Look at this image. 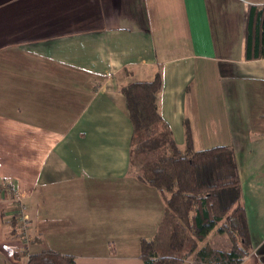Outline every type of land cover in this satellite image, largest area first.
<instances>
[{"label": "crops", "instance_id": "crops-1", "mask_svg": "<svg viewBox=\"0 0 264 264\" xmlns=\"http://www.w3.org/2000/svg\"><path fill=\"white\" fill-rule=\"evenodd\" d=\"M263 5L0 0V264H28L45 249L77 264H144L141 241L160 231L165 204L128 175L122 88L158 71L178 146L188 124L196 149L234 148L254 248L241 264H264V58L246 59L249 8ZM8 185L29 243L11 223ZM214 232L210 245L229 250Z\"/></svg>", "mask_w": 264, "mask_h": 264}, {"label": "trees", "instance_id": "trees-1", "mask_svg": "<svg viewBox=\"0 0 264 264\" xmlns=\"http://www.w3.org/2000/svg\"><path fill=\"white\" fill-rule=\"evenodd\" d=\"M264 58V5L251 6L246 37V59ZM160 71L154 80L122 88L133 136L130 168L137 179L154 187L164 204V220L152 239H142L144 264H241L253 253L247 213L242 202V180L235 150L217 145L197 150L186 124V145L181 149L160 112ZM14 218L18 219L19 215ZM15 219L12 221L13 227ZM167 248L161 252L162 231ZM217 229L231 241L229 250L214 249L209 242ZM28 264H77L76 257L45 249L30 256Z\"/></svg>", "mask_w": 264, "mask_h": 264}, {"label": "rangeland", "instance_id": "rangeland-1", "mask_svg": "<svg viewBox=\"0 0 264 264\" xmlns=\"http://www.w3.org/2000/svg\"><path fill=\"white\" fill-rule=\"evenodd\" d=\"M96 88V87H95ZM261 133L264 135V129L261 131ZM211 147H213V146H211ZM211 147H209V148H211ZM197 150H200V149H197ZM136 167H134V168H132L131 169V174H130V177H132V178H136L137 179V177H136ZM13 187V186H12ZM14 188V187H13ZM3 189V191L4 192H6V194L9 196V200L11 201V202H14L13 204L15 205V206H13L14 207V209L16 210L15 212H16V215H19V218L18 219H16V218H14L13 217V219H10L11 220V223H12V221L15 219V221H14V227H17V233L19 234H21V235H24L25 237H26V239H27V243H29L31 240H33V239H31L30 237H28V235L27 234H25V233H27L28 232V228H29V218H28V216L27 215H25L24 214V212H23V208L22 209H20V207H21V204L19 203V202H17V200H16V191H15V189L13 190V191H10L9 190V185L7 186V187H5V188H2ZM26 216L27 217V222H28V224L26 223V221L25 220H22V217L23 216ZM168 225H171V223H167L165 226H164V229H163V231H162V233H163V235H162V242H163V244L162 245H166V246H164V247H162V248H160V250H161V252H163V251H165L166 250V248H167V242H168V239H166L165 237H166V235H169V234H171V232H172V230H170L169 231V226ZM26 227H27V229H26ZM214 231H217L218 233H219V231L217 230V229H215ZM213 231V232H214ZM217 232H214V233H216L217 234ZM216 234H214V239H216V237H217V235ZM224 235H226V234H224ZM222 237V236H221ZM227 237V236H226ZM226 239V238H225ZM228 239V238H227ZM231 241H229V239H228V243H230ZM214 244H215V241H214ZM220 245H224L223 243H219ZM165 249V250H164ZM32 254H30V255H28V262H29V259H30V256H31Z\"/></svg>", "mask_w": 264, "mask_h": 264}, {"label": "built area", "instance_id": "built-area-1", "mask_svg": "<svg viewBox=\"0 0 264 264\" xmlns=\"http://www.w3.org/2000/svg\"><path fill=\"white\" fill-rule=\"evenodd\" d=\"M9 190L10 191H13L14 190V188L12 187V186H9ZM22 220H25L26 221V223L28 224V220H27V217L24 215L23 217H22ZM26 229H27V227H26Z\"/></svg>", "mask_w": 264, "mask_h": 264}]
</instances>
